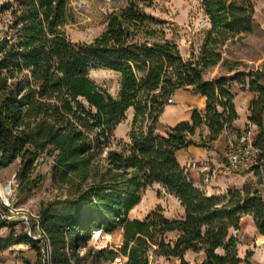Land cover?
Masks as SVG:
<instances>
[{
    "label": "trees",
    "instance_id": "trees-1",
    "mask_svg": "<svg viewBox=\"0 0 264 264\" xmlns=\"http://www.w3.org/2000/svg\"><path fill=\"white\" fill-rule=\"evenodd\" d=\"M156 1L130 0L108 16L90 43H75L66 33L71 0H9L0 6V169L20 160V194L29 195L39 186L40 176H32L36 163L49 153L52 181L62 191L41 203L37 234L43 243L27 237L37 255L24 264H85L90 257L150 264L151 255L190 264L187 251L204 252L201 264H242L232 233L242 218L251 215L264 236V66L241 71L224 57V47L253 32L255 0H202L211 25L197 58H184L164 22L146 11ZM218 65L227 73L207 78ZM92 67L120 75L117 97L90 77ZM234 83L257 94L249 122L260 130L253 142L262 151L260 163L252 170L261 187L247 182L227 197H210L189 178L177 152L211 147L232 128L239 117ZM187 87L206 98L205 109H194L190 120L158 134L166 105ZM131 108L129 141L114 146L115 131ZM153 184L181 202L182 218L167 217L161 206L143 219L129 216ZM10 224L0 216V233ZM117 229L123 241L116 249L89 245L93 232ZM171 233L175 238L167 239ZM14 244L0 237V252Z\"/></svg>",
    "mask_w": 264,
    "mask_h": 264
},
{
    "label": "rangeland",
    "instance_id": "rangeland-1",
    "mask_svg": "<svg viewBox=\"0 0 264 264\" xmlns=\"http://www.w3.org/2000/svg\"><path fill=\"white\" fill-rule=\"evenodd\" d=\"M8 1L0 0V6ZM129 1L71 0V21L65 28L68 37L75 43L92 42L104 31L108 16L125 6ZM255 9L253 32L243 41L224 47V57L237 70H256L264 66V0H255ZM146 11L164 22L167 36L178 44L184 58H197L199 56L206 32L211 25L202 7V0H157L152 7L146 8ZM2 26L3 22L0 17V36L2 35ZM223 73H227V69L218 65L209 70L206 77L212 79L214 76ZM89 75L97 84L117 97L120 89V75L118 73L92 67L89 70ZM132 119L133 110L130 109L126 118L115 131L114 146L119 140L126 141L129 139ZM53 160L54 156L49 153H44L39 157L32 175L33 177L40 176L39 186L33 189L29 195L20 194V182L16 178L20 160L0 169V185L5 192H10L8 185L11 183L13 190L8 200L0 197V208L4 210L6 216L12 219L11 224L2 229L0 237L3 239L12 238L15 241L14 245L0 252V264H24L25 260H30L33 263L36 261V250L27 241V237L37 238V240L40 238L37 232L41 231L38 226L34 227L33 224L34 220L37 221L35 217H38L41 203L62 196L60 195L61 189L52 181ZM255 180V186L261 187V178L255 177ZM162 197V191H159L157 187L150 186L144 192L143 201L131 211L130 216L132 218H145L152 210L156 209L157 202ZM3 201L9 203V207H6L7 211L3 207ZM163 201L173 213L170 215H178L177 205L166 198ZM25 218L29 219V223L25 221ZM240 226L239 230H233L232 233L239 239L238 256L244 260L242 264H264V237L257 231L253 219L247 215L244 216ZM94 233L91 235L89 245L95 249L104 247L116 249L123 241L122 229H117L113 233L102 232L97 240H94ZM175 236L174 233H171L167 239H173ZM83 252H85V248L82 250ZM200 256L187 253L185 259L190 264H195L201 260ZM91 258L86 260L85 264H108ZM125 261L126 258L119 257L113 264H124ZM150 264H180V259L151 255Z\"/></svg>",
    "mask_w": 264,
    "mask_h": 264
},
{
    "label": "crops",
    "instance_id": "crops-1",
    "mask_svg": "<svg viewBox=\"0 0 264 264\" xmlns=\"http://www.w3.org/2000/svg\"><path fill=\"white\" fill-rule=\"evenodd\" d=\"M233 88L237 92L234 103L239 117L234 121L232 128L224 130L218 139L212 142L211 147L190 145L177 152V158L182 167L186 168L192 160H199L201 162H208L217 172L216 178L209 185L203 187L205 194L210 197H227L230 191L240 190L247 182H253L255 185V177L258 178L252 170L254 166L225 171L227 165L225 154L228 152L231 144L242 143V136L244 133H249L250 139L254 142L260 131L257 126L251 125L249 122L250 104L257 97V94L250 91L248 87L242 89L243 87L237 83L233 84ZM205 107L206 98L194 92L192 87L176 90L171 98L170 104L166 105L160 116L156 129L157 133L166 135L170 126H174L183 120H190L194 109L204 110ZM131 110L133 109L131 108ZM200 131L204 137L209 134V129L207 127H204ZM200 131L193 137L197 141L200 140ZM127 141H129V139L125 142ZM194 176L197 177L196 174ZM152 186L157 187V189L163 193V197L157 202V206H161L164 209V213L167 217L182 218L185 215L181 202L175 196L167 193L165 188L160 184H153ZM143 197L144 194L139 204L143 201ZM164 198L177 205L178 215H170L173 213H171L164 203ZM247 216L252 218L251 215ZM187 253L201 255V260L195 264H201L205 259L204 252L195 253L193 251H187L186 254Z\"/></svg>",
    "mask_w": 264,
    "mask_h": 264
},
{
    "label": "built area",
    "instance_id": "built-area-1",
    "mask_svg": "<svg viewBox=\"0 0 264 264\" xmlns=\"http://www.w3.org/2000/svg\"><path fill=\"white\" fill-rule=\"evenodd\" d=\"M261 152L262 151H260L254 146L253 141L250 139V134L244 133L242 136V143H232L228 152L225 154V158L227 161L225 171H231L243 167L256 166L260 163L258 157ZM260 167L263 171L261 164ZM186 172L188 173L189 178L194 181V184L202 190L203 187L209 185L216 178L217 175V172L213 169L211 164H209L208 162H201L199 160L190 161L186 167ZM195 174L197 175V177L194 176ZM8 186L10 188V192H5L4 196H2L0 193V197L4 200H8L9 196L12 194L13 191L12 184L9 183ZM2 203L4 208L9 207V203L4 201ZM2 213L3 216L1 215V213L0 216L3 219L10 218L4 214L3 210Z\"/></svg>",
    "mask_w": 264,
    "mask_h": 264
},
{
    "label": "water",
    "instance_id": "water-1",
    "mask_svg": "<svg viewBox=\"0 0 264 264\" xmlns=\"http://www.w3.org/2000/svg\"><path fill=\"white\" fill-rule=\"evenodd\" d=\"M0 213L1 215L3 216V213H2V210L0 209ZM31 215V214H30ZM33 216V215H31ZM35 217V216H33ZM6 218V217H5ZM37 219V222H38V228L39 230L41 231V223H40V220L38 217H35ZM5 220L11 222L12 219L11 218H6ZM25 221H27L29 223V219L28 218H25ZM42 232V231H41ZM44 239H45V236L43 235ZM34 239H37V238H34ZM38 240H43V238H39ZM44 243H46V247H47V257H48V260L50 259V246H49V243L47 241L44 240Z\"/></svg>",
    "mask_w": 264,
    "mask_h": 264
},
{
    "label": "bare ground",
    "instance_id": "bare-ground-1",
    "mask_svg": "<svg viewBox=\"0 0 264 264\" xmlns=\"http://www.w3.org/2000/svg\"><path fill=\"white\" fill-rule=\"evenodd\" d=\"M0 193H1L2 196H4L5 190H4V188L1 185H0ZM101 234H102V232H100V231L95 232L94 233V240L99 239Z\"/></svg>",
    "mask_w": 264,
    "mask_h": 264
}]
</instances>
